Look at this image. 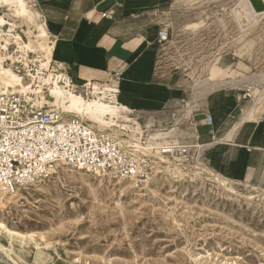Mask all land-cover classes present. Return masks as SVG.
<instances>
[{"label": "rangeland", "instance_id": "374dc122", "mask_svg": "<svg viewBox=\"0 0 264 264\" xmlns=\"http://www.w3.org/2000/svg\"><path fill=\"white\" fill-rule=\"evenodd\" d=\"M166 1L160 20L169 34L160 59L180 76L185 101L237 87L245 94L244 107L252 108L251 90L264 88V0ZM247 1L257 13L246 8ZM0 12L17 23L14 32L24 37L22 19L10 17L5 9ZM9 41L4 53L12 52L14 59H9L15 61L18 49ZM35 56L31 52L28 59L34 62ZM185 101L167 113L165 128L182 121L188 125L190 111L199 107ZM186 125L178 134L187 135ZM166 166L160 162L140 189L60 166L44 180L20 188L14 198L4 197L0 220L31 235L26 246L43 248L56 264H264V199L246 200L227 192L208 177L209 165L194 178L184 174L178 179ZM259 184L233 185L238 193L254 194L264 188ZM0 233L4 246H25ZM23 258L17 264L32 263L31 257ZM0 264L15 263L0 251Z\"/></svg>", "mask_w": 264, "mask_h": 264}, {"label": "crops", "instance_id": "0c3cea01", "mask_svg": "<svg viewBox=\"0 0 264 264\" xmlns=\"http://www.w3.org/2000/svg\"><path fill=\"white\" fill-rule=\"evenodd\" d=\"M33 1L53 40L51 64L63 65L81 89L87 82H104L115 76L117 98L131 109L139 124L165 129L167 113L183 106L187 96L180 76L161 64L165 43L158 44L157 32L166 0ZM107 12L113 14L112 19L102 16ZM243 98L245 94L237 87L188 97L184 105L199 108L190 112L188 125L182 121L168 128L174 130L169 137L181 143L204 144L209 167L264 186V112L246 117L251 108L244 107ZM205 117L211 118L210 125L204 124ZM185 125L187 135L175 132Z\"/></svg>", "mask_w": 264, "mask_h": 264}, {"label": "built area", "instance_id": "2783aa9c", "mask_svg": "<svg viewBox=\"0 0 264 264\" xmlns=\"http://www.w3.org/2000/svg\"><path fill=\"white\" fill-rule=\"evenodd\" d=\"M102 16L113 18L111 12ZM168 34L162 23L158 44L165 43ZM7 60L15 63L14 69L26 80L35 72L31 66L39 64L34 58V62L27 59L25 65L19 51L15 61L6 57L4 62ZM204 124L210 125L211 118L205 117ZM204 151L202 143H180L171 137L157 138L151 145L144 138L138 144L126 142L113 129H99L86 120L58 113L48 104L37 105L35 95L0 93V206L5 196L44 180L60 166L140 189L152 180L162 161L177 166L185 176L203 171L208 166Z\"/></svg>", "mask_w": 264, "mask_h": 264}, {"label": "bare ground", "instance_id": "6f19581e", "mask_svg": "<svg viewBox=\"0 0 264 264\" xmlns=\"http://www.w3.org/2000/svg\"><path fill=\"white\" fill-rule=\"evenodd\" d=\"M246 4V8L248 6L249 9L251 8L254 10L251 2L247 1ZM256 6H258V4H256ZM0 9H5L10 14V17L22 19L21 21L25 23L27 27H25L26 30H24L23 37L19 32H14L17 23H15L13 19H6L0 14V43L4 42L0 44V93L18 92L26 97L35 95L37 96V105L48 104L58 113H67L72 117L86 120L99 129H113L117 133L123 135V140L134 144H138L139 141L144 138L149 142V145H151V142L157 138H165L172 135L174 130L171 131L168 128L164 129L162 127V129H152V123L143 126L139 124L137 119L131 114V109L118 100L117 91L119 84L115 76L110 77L104 82H87L85 83L84 90L75 92L77 83L70 80L60 64H51V53L54 45L53 40L50 38L44 16L37 9L33 0H0ZM238 13L242 20L246 19V15L242 13L241 10H239ZM254 13L257 12L254 10L253 14ZM253 14L251 13L249 17ZM6 36L8 38H6ZM9 40H11V44H15L21 56L25 58V65L28 59V53H36L35 60H38L39 64L33 68L35 72L31 71V79L26 80L21 78L11 66L4 63L7 56L12 60L14 59V57L11 56L12 52L6 56L5 53L1 51V49H7L10 43ZM29 74L30 72L27 71V75ZM44 93H46V95ZM251 93L254 102L252 108L247 113L246 117L248 118L259 116L260 114L262 115L264 112V88H253ZM233 126V128L236 127V125ZM175 132H179L178 128L175 129ZM228 134L231 135V133ZM167 165L168 166L165 168L168 174L174 179H178L179 176L184 175L177 166L171 164ZM201 173L203 172H198L196 176ZM206 173L208 177L214 179L224 190L233 195L242 196L246 200L253 201L255 198L264 199V188L259 189V191H256L254 194L247 192L241 194L238 193L233 185L235 182L240 181L231 177H226L209 167ZM189 177L194 178L195 175H189ZM244 186H246V184H244ZM251 188L258 190V188L254 186H251ZM14 196L15 195H12L13 198ZM12 197L9 195L5 200H10ZM0 231H3L10 239L14 238V240H17L21 244H25V242H28L29 238H31V235H25L9 229L1 220ZM28 245L26 246L25 244V246H20V244L10 242L6 247L0 243V251L4 252L7 258L15 264H17L18 261H24V256L32 258L31 264H56L52 260L53 257L46 250L39 246L34 250V248L32 249ZM25 264L28 263L25 262Z\"/></svg>", "mask_w": 264, "mask_h": 264}]
</instances>
